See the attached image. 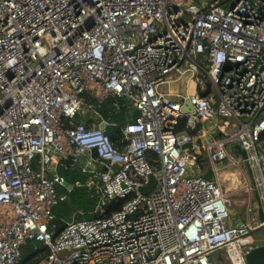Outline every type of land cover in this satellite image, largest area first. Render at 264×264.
Returning a JSON list of instances; mask_svg holds the SVG:
<instances>
[{"label":"built area","instance_id":"obj_1","mask_svg":"<svg viewBox=\"0 0 264 264\" xmlns=\"http://www.w3.org/2000/svg\"><path fill=\"white\" fill-rule=\"evenodd\" d=\"M184 81L196 91L172 93ZM88 98L133 104L124 148ZM263 134L264 0H0V264L35 243L49 249L40 264H248L264 223L251 207L233 223L217 165L245 173L228 151L240 144L259 191ZM52 164L89 175L100 198L96 219L56 237L68 194Z\"/></svg>","mask_w":264,"mask_h":264},{"label":"trees","instance_id":"obj_2","mask_svg":"<svg viewBox=\"0 0 264 264\" xmlns=\"http://www.w3.org/2000/svg\"><path fill=\"white\" fill-rule=\"evenodd\" d=\"M89 107H94L96 113L101 116L105 121L112 123L113 125L107 129V134L111 138L112 143L118 148L125 147L123 129L129 122H134L138 117V112L134 108L133 104L123 98H111L103 103H99L95 99H87ZM88 125H92L94 122H98L97 116H92ZM186 130V123L182 121L177 131L183 132ZM262 143L264 147V134L262 135ZM201 167H204V164ZM212 171L205 175L206 178L212 179ZM60 175L74 189L69 192L68 200L60 203L54 210L56 233L55 237L60 234L67 223L74 219L80 220H94L97 218L96 209L99 204V195L94 189L86 187L87 176L83 175L79 171H68L65 169L60 170ZM79 183V186H76ZM58 191L67 192V188L64 186H58ZM129 199L112 200L106 206L105 214L107 216L121 211L123 206ZM49 249L41 243L30 244L23 251V257L20 264H40L47 258Z\"/></svg>","mask_w":264,"mask_h":264},{"label":"rangeland","instance_id":"obj_3","mask_svg":"<svg viewBox=\"0 0 264 264\" xmlns=\"http://www.w3.org/2000/svg\"><path fill=\"white\" fill-rule=\"evenodd\" d=\"M181 86H185V81L173 85L172 89L180 90L182 89ZM229 165V161L224 162L222 165H217L218 168L221 169L220 177L223 185V190L228 196V207L231 213L235 216V219H239L241 217L245 218L248 214L247 210L249 202L251 200V195L248 190H240L239 187H237L238 184H240L239 186L241 187V183H244L245 179L238 174L237 170L229 167ZM60 170L61 168L59 169V171ZM255 177L258 178V172L255 173ZM259 185V192L261 191V195L263 194L264 196V185H262V181L260 179ZM248 239L250 243L255 246L264 244V228L253 231Z\"/></svg>","mask_w":264,"mask_h":264},{"label":"water","instance_id":"obj_4","mask_svg":"<svg viewBox=\"0 0 264 264\" xmlns=\"http://www.w3.org/2000/svg\"><path fill=\"white\" fill-rule=\"evenodd\" d=\"M185 112L190 111L191 112V106L190 103H187L186 107L183 109ZM102 129H105L103 125L100 126ZM198 144H200L199 140L196 141ZM190 145H186L184 149H190ZM233 150L235 153L239 154L245 161V166H247L250 175L252 177L253 183L255 184V174L254 171L248 161V154L245 152L240 144H235L233 146ZM55 164L51 165V168L49 169V173L51 178H55L57 176V172L55 171ZM157 180L153 177H149V183L146 187H143L140 189V193L143 195H149L156 187ZM256 185V184H255ZM64 187H66L68 190H72L74 186L70 185L67 181L64 183ZM256 200L258 201V213H259V220L260 222L264 223V205L260 197V193L258 190H256ZM241 223V222H240ZM248 264H264V245L256 247L248 256L247 258Z\"/></svg>","mask_w":264,"mask_h":264},{"label":"crops","instance_id":"obj_5","mask_svg":"<svg viewBox=\"0 0 264 264\" xmlns=\"http://www.w3.org/2000/svg\"><path fill=\"white\" fill-rule=\"evenodd\" d=\"M181 88L182 89H172L171 91H172V93H174V94H177V93H181V94H186L187 92L188 93H193V92H195L196 91V88H195V86L193 85V86H190L189 88H186V86H181ZM173 99H176L175 97L173 98ZM209 127V125H207L206 126V128L207 129H209L208 128ZM222 137V134L221 135H217V138H221ZM208 139H211V138H208ZM205 141L206 142H208V140H207V138L206 139H204V143H205ZM228 151L229 152H231V153H235V151L233 150V147L232 146H230V147H228ZM206 163H208V162H206ZM56 165V164H55ZM246 165V164H245ZM245 165H243V168H244V171H245V173H243V174H241V173H239L238 172V174L239 175H241L244 179H245V181H244V183H241V187L239 186L240 184H238L237 185V187H239V189L240 190H246L247 189V186H248V183L250 184H252L253 186H254V184H253V180H252V177H251V175H250V172H249V170H248V168H247V166H245ZM55 168H56V166H55ZM61 167L60 166H58V169H57V173L58 174H60V171H59V169H60ZM61 169H63V168H61ZM201 170H202V173L203 174H205V175H207L208 173H209V171L211 172L212 170H211V168H210V166H209V163H208V165H206V164H204V167H201ZM56 171V170H55ZM50 174V173H49ZM213 175V174H212ZM85 176H87V180L89 179V175H85ZM256 176H257V174H256ZM51 177V176H50ZM234 177V176H233ZM213 178V177H212ZM86 183H87V181H86ZM222 187H223V185H222ZM73 189H74V187H73ZM72 189V190H73ZM68 190V189H67ZM71 190V191H72ZM70 190H68L67 192H61V191H59L60 193H67L68 195H69V192H71ZM255 192L254 193H250V195H251V200H250V202H249V205H248V209H249V207H251L252 209H253V213H252V216L254 217V219L256 220V221H260L259 220V213H258V201L256 200V196H255ZM260 197H261V191H260ZM262 200V199H261ZM263 202V201H262ZM247 213H248V210H247ZM235 217V216H234ZM73 220H74V218H73ZM72 220V221H73ZM69 222H71V221H69ZM240 222H243V223H246V224H248V214H247V216L245 217V218H239V219H235V218H233V223H240ZM262 245H264V244H261V245H257V246H262Z\"/></svg>","mask_w":264,"mask_h":264}]
</instances>
